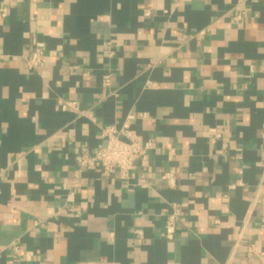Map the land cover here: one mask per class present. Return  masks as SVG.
<instances>
[{
	"label": "crops",
	"instance_id": "0c3cea01",
	"mask_svg": "<svg viewBox=\"0 0 264 264\" xmlns=\"http://www.w3.org/2000/svg\"><path fill=\"white\" fill-rule=\"evenodd\" d=\"M2 7L0 264H264V0ZM129 115V178L81 165Z\"/></svg>",
	"mask_w": 264,
	"mask_h": 264
},
{
	"label": "built area",
	"instance_id": "2783aa9c",
	"mask_svg": "<svg viewBox=\"0 0 264 264\" xmlns=\"http://www.w3.org/2000/svg\"><path fill=\"white\" fill-rule=\"evenodd\" d=\"M2 16H6L8 13L7 7L0 8ZM246 12H242L237 17L241 19ZM32 54L27 58L26 63L29 69H39L46 63L45 51L37 42L33 43ZM110 45V43H109ZM113 54V52H110ZM106 83H110V75L105 77ZM147 86H151L148 83ZM135 118L134 115H129L123 125L118 128L115 125H106L101 127V137L103 139V145L99 146L93 152H85L79 156V163L81 165L97 164L100 166L101 173L104 176H109L115 169H117L123 179H128L131 171L135 168L136 162L141 159L152 146V143H142L137 138V132L132 126L131 121ZM220 134H216L215 138ZM143 185H146L143 183ZM227 199V196H224ZM166 236L171 237L175 232L177 224H187V218L183 211L179 208H174L173 211L166 215ZM261 228L264 229V219L261 223ZM136 233L142 234L141 231ZM12 251L16 255L20 254V246L18 243H14ZM4 249H0V255ZM248 252H255L254 245L248 246Z\"/></svg>",
	"mask_w": 264,
	"mask_h": 264
}]
</instances>
